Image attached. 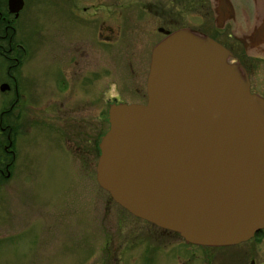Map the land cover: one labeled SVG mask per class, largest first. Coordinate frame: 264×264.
Listing matches in <instances>:
<instances>
[{"label": "water", "instance_id": "95a60500", "mask_svg": "<svg viewBox=\"0 0 264 264\" xmlns=\"http://www.w3.org/2000/svg\"><path fill=\"white\" fill-rule=\"evenodd\" d=\"M223 1L213 7L218 27L231 17ZM257 26L264 35V16ZM163 32L145 102L108 107L95 181L132 215L186 241L245 240L264 227V98L213 38Z\"/></svg>", "mask_w": 264, "mask_h": 264}, {"label": "flooded vegetation", "instance_id": "af4514ba", "mask_svg": "<svg viewBox=\"0 0 264 264\" xmlns=\"http://www.w3.org/2000/svg\"><path fill=\"white\" fill-rule=\"evenodd\" d=\"M58 1L57 7L44 10L41 8L45 4L44 0L40 3L41 5L38 1L32 3L31 0H20L14 4L9 3V0H0V85L6 87L5 90L0 92L9 94L8 106L0 111V191L2 192L0 193L2 198L0 200V215L4 214L6 217L4 219L0 217V251L6 254L16 251L20 255H25L31 251L33 239L36 237L43 238L47 236V233H54L57 239L68 237L69 240L66 244L61 243L59 245L53 238L56 247H49L47 251V248L44 249L46 255L43 258L45 259L44 264H75L78 259H81V262L85 260L87 264H264V227L255 231L249 238L232 244L205 245L192 243L186 241L174 231L160 228L132 215L115 202L109 193L97 183V188L86 191V193L90 195L94 190L99 191L101 192V194L99 193L100 198L98 202L93 203L94 201H90L88 203L95 209L101 206V211L97 210L100 215L95 216L98 221L99 219L109 221L110 218L109 222H111V216L115 215L117 219V223H114L116 229L114 227L110 233L103 232L102 240L98 238L100 240L98 244L101 243L98 247L84 248L85 244L89 245V242L85 241L83 242V248L79 249L73 243V241L78 242L74 237L70 238L71 235L70 237H63L58 231V229L64 228L66 223H73L74 221L77 229L79 222L75 217L68 219L67 209L65 208L73 211L78 206V200H65V208L61 206L59 211H57L58 209L51 210L49 212L51 214L50 219H47L46 206L50 204L48 199L52 195H49L48 198L47 194L38 191L40 189L34 187V184L26 183L17 189L14 182L10 183V181H16V177H25L27 180L32 171L30 151L22 152L24 154L22 162L18 161L20 158L17 149L21 150L19 147L21 142L17 143V147V126L15 122L18 121L16 113L19 110L15 111L16 106L20 107L22 102L29 108L28 117L24 121L27 123V128L49 126L46 131L51 134H55L54 129L61 128L60 134L62 135L66 134L65 122L60 123V121H57L58 119H53L46 114L47 103L40 104L41 97L44 95H53L54 97L59 95L58 99H52L55 103V108L53 107L55 112L60 113L61 116H71L76 112V93H78L80 82L82 87H85L87 94L91 93L93 95L95 89L94 70L99 69V67L89 51L86 52L81 49L79 42L77 43L72 38L81 32L84 36L80 38L85 37L87 45L91 46L95 42L93 30L89 28V24L84 18L81 23H78L76 19L79 11L77 0ZM131 1H137L138 8L141 11L148 12L152 8L151 15L166 26L156 27V30L162 36L155 41L153 46L165 36L163 31H174L167 28L174 22L171 17V8H168L170 3H165L162 7L161 3L157 2L156 8H154V3L151 2H140L138 0H130L129 2ZM255 1L252 0L254 4ZM186 3L187 1L183 2L182 5L185 7ZM18 5L20 6L17 9ZM245 8L248 10L247 6ZM241 9L243 8L241 7ZM80 10L82 11H80L81 14H86V17L94 15L96 11L100 12L104 16L103 21H105L109 19L111 11L110 0H96L94 3L81 6ZM47 11L53 14L54 17L47 20ZM57 13H61L60 17ZM262 14H264V11ZM37 16L39 18L36 20L34 17ZM217 16L216 13L215 17ZM51 21H54L58 26L56 27L55 24L56 28L50 29L46 22ZM258 26L254 27L253 25L248 31H242L241 35L231 33L225 36L220 35V33L205 35L224 46L230 52L231 59L242 65V62L247 59H264V35L260 32ZM98 29L97 41L108 43L110 38L109 24L100 25ZM199 32L204 34L203 31ZM81 45L85 48L82 42ZM42 47L41 56H34ZM32 58L34 60L31 64ZM83 65L87 67V72L92 73L89 77L86 76L85 79L83 72H81ZM249 65L250 63H248ZM242 66L248 76L250 67ZM37 68L41 69L37 72ZM248 82L251 91L249 77ZM37 102L38 105H36ZM92 102L91 98L85 100L87 107L92 106ZM6 111L10 113L8 123L2 119V113ZM39 131L42 132L41 129ZM71 135H77L75 129H72ZM42 137V144L44 145L46 143L44 141L46 140L44 139L46 133ZM33 138L36 137H30V139ZM54 142L53 138L47 139V144L41 146V151L38 153H44V156H46V151H51L53 155L60 159V162H63L62 159L67 161L68 158L64 157L63 154L55 152ZM75 149L77 151L72 153V159H76L74 161L78 162V159L87 153H84V151L78 152L77 146ZM91 155H94V151ZM91 164L95 178V161ZM41 169L42 167L37 168V175H40ZM16 173L20 174L15 177ZM31 188L34 189L31 190ZM73 190L67 189L66 191L70 192L64 193L65 196L73 193ZM37 192L42 194L41 199H38ZM61 192L60 190L51 193L57 194V199L51 200L50 205H52V208L58 205ZM93 195L94 193L90 196ZM20 196L23 199H19ZM122 215H128L132 221V225L127 226L129 231H126V225L117 227L121 224L119 220L122 219ZM79 229L81 230L79 231ZM79 229H77L79 233L76 231L77 235L80 234L81 240H86V238H82V231L86 230V237L91 231H89L87 225L80 224ZM92 236L94 235L92 234ZM16 264L38 263H36V260H32L30 256L29 261L26 259L22 263Z\"/></svg>", "mask_w": 264, "mask_h": 264}, {"label": "rangeland", "instance_id": "374dc122", "mask_svg": "<svg viewBox=\"0 0 264 264\" xmlns=\"http://www.w3.org/2000/svg\"><path fill=\"white\" fill-rule=\"evenodd\" d=\"M36 1H38L40 4L43 0ZM36 1L31 0L32 3ZM44 1L45 4L41 7L44 10H50L55 8V6L57 7L59 2L58 0ZM95 1L96 0H77L79 11L78 16L76 17L78 23H81L83 18L87 20L89 28H92L95 36L94 44L88 46L86 39H84L85 37L83 39L80 38L81 36H84L81 32L76 34L77 36L72 37L77 41V43L79 42L81 49H84L86 52L89 51L91 56L94 57L95 63L99 67V69L94 70L95 89L92 93L93 95H91V93L87 94L85 87H82V83L80 82L78 93H76V112L71 116H61L59 115L60 113L57 114L55 112V103L52 99H58L60 97L59 95L55 97L53 95H44L41 97L39 103H47L46 114L53 119H58L57 121H60V123L65 122L66 134L62 135L60 134L61 128H58L57 130L54 129L55 134H51L50 132L46 131L49 126H41L40 128H27V123L24 121L28 117L27 113L29 112V108H27V105H24L22 102L20 103V107L16 106L17 109H15V111L19 110V112L16 113V118L18 121L15 122L17 126L16 144L21 142V145H19L21 150L17 149L19 153L18 157L20 158L18 161L22 162L24 156L22 152L30 151V167L32 171L30 172L27 180L25 177H16V175L21 173L20 172L19 174H15V177L17 178L16 181H10V183L14 182L15 188L17 189L26 183H30L32 185L34 184L33 186L38 187V189H40L38 191H40L42 194H47V197L52 195L53 198L48 197V202H50V204L52 203V199H57V194L55 195L51 193L60 190L62 191V195L60 194L59 196L60 201L58 202V205L55 206V208H52V205L50 204L46 206L47 219H50L51 214H49V212L51 210L58 209L57 211H59L61 206L62 208H65V200H78V206L73 211H71L69 208H65L67 209L68 213L67 218L69 219L70 217H75L77 219L79 222L77 229H79L80 224L83 226L87 225V228H89V231H91V235L88 234L86 237V230L82 231V238H86V240H81L80 234L77 235L79 232L76 229L75 221L73 223H66V226L64 228L58 229V231L63 237H70V235V238L74 237L78 242L75 243L73 241V243L77 245V248L79 249L83 248V242L85 241H88L89 245L85 244L84 248L98 247L101 244H98V242L100 241L99 239L102 240V233H110L113 231L114 227L116 229V225H114V223H117L115 215L111 216L112 223L109 222L110 218L109 221H105V219H99L98 221L95 216L98 217L100 215V212L97 210L101 211V206L95 209L88 203L90 201H94L93 203L98 202V199L100 198L99 195L101 194V192L96 190L92 192L94 193L93 196H90L92 193L90 195H87L86 193V191L97 188L91 162L94 163L95 161L96 163L98 155L97 144L99 138L108 128L106 117L109 105L123 102H145V79L149 66L150 51L155 41H157L162 36L156 30V27H166L151 15V12H153L152 8H150L148 12L141 11L140 8H138L137 1L129 2L130 0H110L111 11L109 19L105 21H103L104 16L97 11L94 13V15L88 17H86L85 13L81 14V6L94 3ZM138 1L154 3V8H156L155 6L157 5V2H160L162 7H164L165 3H170L168 8H171V17L174 20L172 25L167 27L170 30L188 28L197 32L203 31L204 34L220 33V35L225 36L231 33L235 35H241L242 31H248L254 24L258 22V17L264 16V14H262L264 11V0H256L255 4L252 2V0H224V6L226 5V7L231 10V17L225 18L224 22H222V25L218 27L215 24L216 17L213 9L218 0ZM186 1L187 3L184 7L182 3ZM201 3L202 6L200 7ZM246 6L248 7V10L245 8ZM241 7L243 9H241ZM47 12V20L54 17V15L49 13V11ZM57 15L60 17L61 13H57ZM34 18L37 20L39 17L37 16ZM46 23L50 29H54L58 26L54 21ZM105 23H108L110 26V38L108 43L97 41L98 38L96 37L98 26H103ZM80 41L85 46V48L82 47ZM42 50L43 47L42 49L40 48L39 51L34 54V56H41ZM31 56L33 57V55ZM33 60L34 59L32 58L30 63L33 62ZM248 63H250L249 66ZM242 65L250 67L248 69L247 77H249L251 92L256 93L264 98V59H247L245 62H242ZM39 69L41 68H37V72ZM81 72H83L82 74L84 79L86 76L89 77L92 74L91 72H87V67H85V65L81 67ZM46 87L47 86L45 85V88ZM46 91L47 89L45 92ZM8 98L9 94L0 92V111L1 109H5L8 106ZM88 98H91L93 102L92 106L87 107L85 100ZM36 105H38V102ZM2 119L8 123L10 119V113L8 111L3 112ZM26 129L28 130L26 131ZM40 129L42 132L39 131ZM72 129H75L77 134L76 136L71 135ZM43 132L46 133V138H44L46 139L44 140L46 142L45 144H47V139L53 138L55 140V152L58 154H63L64 157L68 158L67 161L62 159L63 162H60V159L53 155L51 151H46V156H44V153H38L41 151L40 147L45 145L42 144V135H44ZM31 136L36 138L30 139ZM76 146L78 147V152L84 151V153H87L83 157L79 158L78 162L74 161L76 159H72V153L77 151V149H75ZM92 147H94V149H92ZM93 151L94 155L92 156L91 153ZM89 160L91 161L89 162ZM40 167H42L40 175H37V168L39 169ZM33 189L34 188H31V190ZM67 189H74V194L71 193L68 196H65L66 193L70 192L66 191ZM0 193L2 192L0 191ZM36 194L38 199H41L42 194L39 192ZM11 197H13V195H11ZM18 198L23 199L22 196ZM0 200H2L1 197ZM35 200H37V198H35ZM0 217L1 219L6 218L4 214L0 215ZM119 221H121V224L117 225V227L126 225V231H129L127 226L132 225V221L129 219V216L122 215V219ZM80 230L81 229H79V231ZM74 233L75 235H73ZM92 234L94 236H92ZM53 238L59 245H61V243L66 244V242L69 240L68 237L57 239L54 233H47V236L43 238L36 237L33 239L31 251L25 255H20L16 251H12L9 254L0 251V264L22 263L26 259L29 261L30 256L32 260H36V263L39 264L41 262L40 264H44L45 259L43 258L46 256L44 249L47 248V251L49 247H56V243ZM38 260L41 261L39 262ZM75 264H87V262H85V260L81 262V259H78Z\"/></svg>", "mask_w": 264, "mask_h": 264}]
</instances>
